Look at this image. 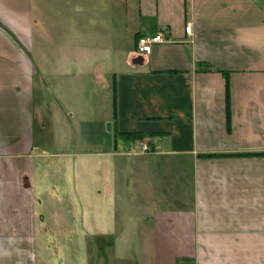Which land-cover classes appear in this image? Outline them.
<instances>
[{"label": "crops", "instance_id": "1", "mask_svg": "<svg viewBox=\"0 0 264 264\" xmlns=\"http://www.w3.org/2000/svg\"><path fill=\"white\" fill-rule=\"evenodd\" d=\"M0 264H264V0H0Z\"/></svg>", "mask_w": 264, "mask_h": 264}, {"label": "built area", "instance_id": "2", "mask_svg": "<svg viewBox=\"0 0 264 264\" xmlns=\"http://www.w3.org/2000/svg\"><path fill=\"white\" fill-rule=\"evenodd\" d=\"M191 26L186 24L184 27L185 33H190ZM164 40V36L160 32H155L151 35H140L137 37L135 42V52L140 56H145L149 54L153 46ZM142 151H148L149 147L146 143L141 145Z\"/></svg>", "mask_w": 264, "mask_h": 264}, {"label": "trees", "instance_id": "3", "mask_svg": "<svg viewBox=\"0 0 264 264\" xmlns=\"http://www.w3.org/2000/svg\"><path fill=\"white\" fill-rule=\"evenodd\" d=\"M225 80H226V83H227V79H225ZM226 88H227V84H226ZM120 135L123 136V137H130V138H134V139L135 138H142L144 136V134H142V133H120ZM256 154H261V153H256ZM208 155H213V154H208ZM217 155H224V154H217ZM234 155H240V154H234Z\"/></svg>", "mask_w": 264, "mask_h": 264}, {"label": "rangeland", "instance_id": "4", "mask_svg": "<svg viewBox=\"0 0 264 264\" xmlns=\"http://www.w3.org/2000/svg\"><path fill=\"white\" fill-rule=\"evenodd\" d=\"M141 151H142V150H141ZM80 179H81V178H80ZM80 179H79V181H81ZM109 237H110V236H109ZM95 239H96L95 236H93V244L95 243ZM117 245H119V241H117Z\"/></svg>", "mask_w": 264, "mask_h": 264}]
</instances>
